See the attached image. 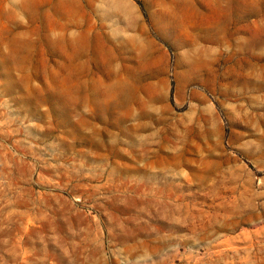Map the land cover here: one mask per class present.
I'll return each mask as SVG.
<instances>
[{"label": "rangeland", "instance_id": "1", "mask_svg": "<svg viewBox=\"0 0 264 264\" xmlns=\"http://www.w3.org/2000/svg\"><path fill=\"white\" fill-rule=\"evenodd\" d=\"M0 264H264V0H0Z\"/></svg>", "mask_w": 264, "mask_h": 264}]
</instances>
